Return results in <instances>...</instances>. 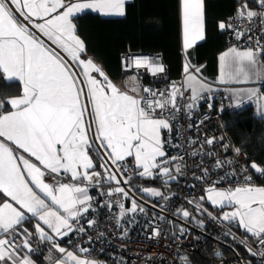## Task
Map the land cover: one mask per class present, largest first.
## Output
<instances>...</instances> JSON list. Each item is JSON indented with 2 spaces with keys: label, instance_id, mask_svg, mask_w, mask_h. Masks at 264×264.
<instances>
[{
  "label": "snow or ice",
  "instance_id": "obj_1",
  "mask_svg": "<svg viewBox=\"0 0 264 264\" xmlns=\"http://www.w3.org/2000/svg\"><path fill=\"white\" fill-rule=\"evenodd\" d=\"M125 2L0 0V74L6 81H19L22 85L20 96L0 101V109L8 106L12 109L0 111V193L18 206H13L8 199L0 203V264H36L30 255L38 251L30 243L34 234L41 243L51 245L50 253L54 249L62 254L58 259L51 255L46 257L52 264H98L97 261L81 259L60 247L56 241L57 237L63 238L72 232H85V228L80 226L81 220L90 210L94 211V198L89 194V186L99 187L115 181L117 186L109 188L107 193L101 192V195L111 198L119 194L127 200L131 188L126 190L119 185L130 184L133 178L123 177L130 170L127 165L129 157L133 158L131 170L141 179H160L165 187L169 181L177 179L169 165L183 158L167 155L161 132L165 129L171 131L169 121L181 111L177 100L185 91L191 92L190 102L184 105L190 117L191 110L197 107L203 94L211 93L213 89L200 76L201 69L186 62L183 83L173 84L167 95L160 93L164 99H154L157 93L150 89L143 90L150 93L148 97L138 99L120 91L91 59H80L86 46L76 35L75 16L85 10L123 16ZM254 2H258L259 11L249 9L245 3L237 10V18L246 17L250 21L259 18L264 24V0ZM179 3L183 47L187 51L197 40L204 39L203 4L202 0H179ZM219 28L230 29L232 25L221 22ZM243 35L237 31L236 39ZM219 59L221 70L217 82L220 84L247 83L253 78L264 80V67L260 65V60L264 59V47L259 46V41L255 48L231 47ZM69 60L76 62V67L83 68V79ZM132 63L136 68L147 67L153 73L164 70L146 57H134ZM92 72L98 73L103 80L91 75ZM226 91L237 99L238 106L244 96L249 101L253 97L258 102L264 100L255 89ZM260 106L264 108V105ZM169 107L174 110L172 117L156 118L153 115L157 109L162 114ZM214 142V137L205 141L208 145ZM189 143L195 141L190 140ZM222 147L228 149V145ZM94 148L100 152L99 167L105 170L103 176L94 170L96 165L90 156ZM234 151L238 155L240 149ZM24 153L35 158L40 166L26 158ZM191 155L196 156L197 153L192 152ZM174 167L180 174L181 165L175 163ZM221 167H224V162L217 160L214 168ZM250 168L264 176V167L252 162ZM241 171L247 173L248 168ZM207 175L208 170L205 169L204 176L197 179ZM48 176L53 183L46 182ZM69 176L72 182H63ZM223 179L225 177L220 178ZM251 180L252 176L245 174V183L235 188L217 189L215 183L219 181H216L205 189L207 200L214 208L221 209L219 217L203 208V196L200 201L190 200L188 203L194 204L200 212H207L210 219L235 224L258 244L264 245V187L253 185ZM136 190L149 197L170 199L156 188ZM113 204L120 209L116 217L117 226L127 212L144 211L134 198L130 208H125L120 199H108L102 206L111 210ZM225 207H230L231 211H223ZM182 216L190 218V213L183 210ZM31 218L36 220L34 233L23 227ZM86 223L92 227L97 221L89 219ZM197 223L203 227L202 221ZM44 226L50 232L45 231ZM183 232L181 228V234ZM158 234L159 231L153 229L148 239ZM17 237H20V243ZM21 248L27 250L23 255ZM80 251L88 250L81 248ZM248 251L257 255L250 247ZM215 255L219 257L221 254L216 252ZM259 255L264 257V251ZM183 259L187 262V257Z\"/></svg>",
  "mask_w": 264,
  "mask_h": 264
},
{
  "label": "built area",
  "instance_id": "obj_2",
  "mask_svg": "<svg viewBox=\"0 0 264 264\" xmlns=\"http://www.w3.org/2000/svg\"><path fill=\"white\" fill-rule=\"evenodd\" d=\"M221 22L232 25L230 29H223L228 46L255 48L259 41V46L264 47V24L259 18H254L251 21L246 17L240 19L237 18L236 13ZM237 31L244 33L239 40L236 39ZM134 57H146L151 62L162 66L164 70L153 73L147 67L136 68L132 63ZM120 66L123 72L134 73L140 81L139 98L148 97L150 93H145L143 90L150 89L151 92L157 93L154 99H164L160 93L167 95L173 84L183 83L182 77L173 79L168 77L167 65L162 56L157 53H125L120 59ZM190 95L189 91H185L183 96L178 98L177 103L181 111L175 113L174 119H170L171 131L166 129L162 134L163 147L167 155L183 158L169 165L174 176H177V186L169 189L168 192H163L170 199L166 201L156 197L157 213H144L137 210L126 217L123 216L117 226L116 217L120 213L119 207L113 204L112 209L109 210L108 207L102 205L108 199L112 201L120 199L123 202V198L119 194L113 195L111 198L101 195V192L107 193L109 188H114L117 185L103 186L96 194L92 195L94 211L90 210L81 220L80 226L85 228V232L70 233L67 240L68 249L78 251L80 248H87L90 257L105 256L110 264H192L191 259L194 255H200L206 244L207 236H212L217 240L224 239L225 242L233 241L246 251L250 247L253 252L257 253V255H251L252 259L257 264H264V257L259 255L264 251V245L258 244L252 237L240 234L239 228L235 224L210 219L207 212L218 216L203 201L201 203L207 212H200L194 204L188 203L190 200L200 201L205 189L216 181H219L215 183L216 188L229 189L245 183V174L252 176L251 183L253 185L263 177L253 173V170L248 166L244 152L232 142L228 135L223 114L234 108L230 99L225 95L203 94V99L197 102V107L191 110L189 117L184 105L190 102ZM250 103L256 109V103L254 101ZM209 104L212 105L211 108H209ZM173 112L174 110L169 107L162 114L157 109L153 115L169 118L173 116ZM213 137L215 138L213 145L205 143L206 139ZM190 140L195 143L190 144ZM222 145H228V149L225 150ZM236 148L240 149L238 155L234 151ZM192 152H196L197 155L192 156ZM217 160L224 162V167L214 168ZM229 160L232 161L231 164L227 163ZM175 163L181 165L180 174L175 171ZM127 165L130 169L127 173L132 174L133 165L129 163ZM242 168H248V172L243 173ZM205 169L208 170V175L203 179H197V177L204 176ZM232 173L235 174L232 175ZM221 177H225V179L220 180ZM46 180L53 183L51 176L46 177ZM178 209L187 210L195 221L187 222L181 219ZM175 218L180 222L189 223L190 227L180 223L183 224V227L179 225L178 229L174 230L172 222ZM89 219H94L97 223L88 227L86 221ZM197 221H202L203 227ZM181 228L184 229L183 234H181ZM153 229H157L159 234L153 239H148ZM100 233L103 235H99ZM226 233L231 234L226 235ZM212 250L218 251V245L214 243ZM184 257H187V262L183 259ZM205 264H242V258L239 255L212 257Z\"/></svg>",
  "mask_w": 264,
  "mask_h": 264
},
{
  "label": "trees",
  "instance_id": "obj_3",
  "mask_svg": "<svg viewBox=\"0 0 264 264\" xmlns=\"http://www.w3.org/2000/svg\"><path fill=\"white\" fill-rule=\"evenodd\" d=\"M243 1L204 0L206 37L191 50L190 58L196 64H202L201 73L207 79H215L217 55L228 46L226 34L219 28V24L228 16L237 13ZM124 11L125 15L120 17H104L92 11L75 16L73 23L76 26V34L86 46V51L83 54L95 61L103 69L108 79L113 81L124 82L127 78L134 76L140 83L134 73L121 70L120 59L122 55L130 52L160 54L167 65L168 77L170 79L182 77L185 59L181 52L179 0H131L125 4ZM21 92L22 85L19 81L8 82L0 74V99L2 101H7L8 97L19 95ZM259 93L264 95V83L260 85ZM6 109L7 107L1 111ZM223 119L230 139L242 149L248 166L250 167L251 163L255 162L264 167V117L256 115L253 104L247 103L242 107L232 108L223 114ZM94 150L96 152L92 156L96 168L99 169L100 152L96 148ZM127 163L133 165L130 159L127 160ZM253 173L258 175L254 171ZM133 174L134 172L132 174L125 173L126 176ZM132 177L128 185L134 187L136 192H140L136 190L140 188L136 185H141V183L157 187L162 193L177 186V179L169 181L168 186L165 187L160 179H141L135 174ZM258 183H264V176L258 180ZM106 185L115 186L113 181L103 183L100 187L91 189V196ZM128 185L126 186L128 187ZM1 198L2 194L0 193ZM155 198L146 196V200L143 201L146 205L142 203L144 213L155 214L158 212ZM206 205L212 209L209 204ZM182 211L181 219L187 222L193 221L191 215L190 218L185 219L182 216ZM172 223L174 230H177L182 222L175 218ZM24 226L34 233L31 220H27ZM238 231L240 234L248 236L242 230L238 229ZM214 243L218 245V251L212 250ZM33 244L32 246H34ZM216 252L221 254L219 257L239 255L242 258V264H257L251 254L242 246L233 241L217 240L212 236H207L206 244L200 255H194L191 259L192 264H205L210 258L217 257ZM33 257L35 261L42 262L43 255L40 250L38 253H34Z\"/></svg>",
  "mask_w": 264,
  "mask_h": 264
},
{
  "label": "crops",
  "instance_id": "obj_4",
  "mask_svg": "<svg viewBox=\"0 0 264 264\" xmlns=\"http://www.w3.org/2000/svg\"><path fill=\"white\" fill-rule=\"evenodd\" d=\"M129 1H131V0H126V2H125V4L127 3V2H129ZM253 0H244L243 2H242V4L240 5V7L242 6V5H244L245 3L247 4V6H248V8L249 9H251V10H259V5H258V2H252ZM252 2V3H251ZM202 4H203V15H204V39H202V40H197L196 41V43L192 46V47H190L189 49H187V51H185V49H184V47H183V23H182V18H181V13H180V37H181V52H182V54H183V56H184V64H183V69H184V65H185V63L186 62H189L191 65H194L195 67H199L200 69L202 68V64H196L195 62H194V60L192 59L191 60V58H190V56H191V50L197 45V44H199V43H201L202 41H204L205 40V37H206V35H205V14H204V0H202ZM239 7V8H240ZM97 13H99V12H97ZM101 16L103 15L104 16V14H101V13H99ZM236 14V13H235ZM116 15H114V14H109V15H105L104 17H115ZM117 17V16H116ZM120 17V16H119ZM231 47H237V46H227L224 50H222L221 52H219L218 53V55H217V60H216V77H215V79H212V80H210V79H207L206 77H204L203 75H202V73H201V71H200V76L209 84V85H211V87H212V89H213V91L211 92V93H204V94H209V95H226L229 99H230V101L232 102V105L234 106V108H239V107H242L243 105H245V104H247V103H250V102H252V101H254L255 103H256V109H255V113H256V115L257 116H261V117H264V115H262L261 113H264V108H262L260 105H264V100H260L259 102L257 101V98L256 97H253L252 98V100L251 101H249V99H248V97L247 96H244L243 97V99L239 102V106H238V104H237V99L236 98H233V97H231L230 95H229V92L228 91H226V90H236V89H245V90H247V89H255L257 92H258V94H259V96H261V97H264V95L263 94H260L259 93V91H260V85H262L263 83H264V80H259V79H256V78H253V80L252 81H250V82H247V83H225V84H220V83H218L217 81H218V77L220 76V70H221V61H220V56L224 53V52H226L229 48H231ZM239 49H245V48H249V47H238ZM81 55L85 58V57H88V56H86V55H84L83 53H81ZM90 58V57H89ZM91 59V58H90ZM260 65H261V67H264V60L262 59V60H260ZM103 70V69H102ZM94 73V74H93ZM82 75H83V73H82ZM91 75H93V76H95L97 79H99V80H102V78H100V76H99V74L98 73H95V72H92L91 73ZM182 78H183V81H184V78H185V73H184V70H183V72H182ZM110 80V79H109ZM111 82H112V84L113 85H115L117 88L118 87H121L119 90H126V91H129L130 89H133V90H135V92H137V95H138V99H139V97H140V83L135 79V77L134 76H131L130 78H127L124 82L122 81H113V80H110ZM190 92V91H189ZM21 94H22V92H21ZM21 94H19V95H14V96H10V97H8L7 98V100L8 99H10V98H13V97H17V96H20ZM190 94H191V92H190ZM0 101H2L1 99H0ZM12 109H11V107L10 106H8L7 107V109L5 110V111H11ZM0 111H1V109H0ZM11 147H13V148H15V146L14 145H11ZM98 147V146H97ZM96 151L94 150L93 152H92V150L90 151V156H91V158L93 159V154L95 153ZM23 155H25V157L26 158H29V159H31L34 163H36L38 166H40L39 165V162L38 161H35V158H33V157H28V154L27 153H24ZM93 163L95 164V161H94V159H93ZM42 167V166H41ZM43 170V169H42ZM95 171H97V172H100L101 173V176L104 174V171H103V169H101V168H99V169H97L96 167H95V169H94ZM91 171V170H90ZM103 172V173H102ZM46 182L47 183H50L49 181H47L46 180ZM63 182H65V183H69V182H72L71 180H70V176L68 177V178H66V179H64V181ZM51 184V183H50ZM122 184V183H121ZM127 187L126 185H122V187ZM96 186H89V194L91 195V189L92 188H95ZM100 187V186H99ZM126 189V188H125ZM127 190V189H126ZM2 194V193H1ZM129 197L130 198H128L127 200H124V204H125V208H130L131 207V203H130V199H131V194L129 193ZM6 199H8L9 200V202L10 203H12L13 204V206H16L15 205V202H13V201H11L9 198H7V197H5V196H3V194H2V198L0 199V203H3L4 202V200H6ZM136 201H137V203H141L140 205H142V203L143 202H140L139 200H137V199H135ZM144 204V203H143ZM144 205H146V204H144ZM148 206H149V204H148ZM16 207H18V206H16ZM144 207V206H143ZM157 210H158V208H157ZM129 214H133V212H127L125 215H124V217H126V216H128ZM29 216H30V214H28ZM28 220H31L32 222H33V225L36 223V220L34 219V218H31V219H28ZM23 227L24 228H26V226H24L23 225ZM45 227V231H49L50 232V230L49 229H47V227L46 226H44ZM34 232H35V229H34ZM70 234V233H69ZM68 237H69V235L68 236H65V237H63V238H59V237H57L56 238V241H57V243L59 244V246L60 247H63V248H65L67 251H71V252H73L74 253V255H76V256H78V257H80L81 259H87V260H93V261H97L98 262V264H110V262H109V260H108V258L107 257H105V256H100V257H98V258H92V257H90V255H89V253H88V251L87 252H81L80 251V249L78 250V251H73V250H70V249H68V247H67V240H68ZM17 242L18 243H20L21 242V239H20V237H17ZM30 243H31V245L33 244V243H35V244H33L34 246H32L34 249H38V251L40 250V252L42 253V255H43V257H42V262H37L36 261V264H52V261H50V260H48V259H46V257H48L49 255H51L52 257H54V258H61V255L62 254H60L59 252H57L56 250H52L51 251V253H50V248H51V245L48 243V242H44V243H41L40 241H39V239L35 236V234L31 237V240H30ZM42 244H44V245H42ZM40 245H42L41 246V249H39V247H40ZM84 249H87V248H84ZM27 250L26 249H23V248H21L20 249V252H21V254L23 255L25 252H26ZM38 251H35V252H32V253H30V255H31V257H32V259H34V257H33V255H34V253H38ZM35 260V259H34Z\"/></svg>",
  "mask_w": 264,
  "mask_h": 264
},
{
  "label": "rangeland",
  "instance_id": "obj_5",
  "mask_svg": "<svg viewBox=\"0 0 264 264\" xmlns=\"http://www.w3.org/2000/svg\"><path fill=\"white\" fill-rule=\"evenodd\" d=\"M64 2L65 3H69V2H71V1H65L64 0ZM86 11H91V10H85L84 12H86ZM93 12V11H92ZM83 13V12H82ZM82 13H80V14H82ZM80 14H78V15H80ZM103 16V15H102ZM104 16H105V14H104ZM116 16H120V15H116ZM77 35V34H76ZM78 36V35H77ZM79 37V36H78ZM47 42V41H46ZM47 43H49L50 44V42H47ZM53 47H54V45H53ZM80 59H82V60H88V59H90L89 57H83L82 55L80 56ZM92 60V59H91ZM93 61V60H92ZM69 63H71L72 65H73V68L78 72V73H80V78L81 79H83V75H82V73H83V68H78V67H76V62H72L71 60H69ZM93 63L95 64V65H97V66H99L95 61H93ZM100 67V66H99ZM101 68V67H100ZM94 74V73H93ZM100 78H102V80H103V77H100ZM112 83V82H111ZM121 87H118V89H120ZM120 91H122V92H124V93H126V94H128V95H131V96H134V97H136V98H138V95H137V92H135V90H133V89H130L129 91H126V90H120ZM156 118H163V117H156ZM166 130V129H165ZM162 134H163V130H162V132H161V136H160V138H161V140H162ZM165 150V149H164ZM165 152H166V150H165ZM167 153V152H166ZM128 159H130L131 160V162L133 163V158L132 157H129V158H127V160ZM109 164H110V162H109ZM103 171H104V173H105V170L103 169ZM134 175V174H133ZM133 175H125V173L123 174V177H128V176H133ZM173 175V174H172ZM123 177H120L121 178V180H123ZM113 184H115L116 185V182L115 181H113ZM142 184V183H141ZM122 185H124L123 183L121 184V185H119V186H122ZM255 186H257V187H264V183H257V184H254ZM129 188H131V191H130V194H131V199H130V203L132 204V199L134 198V199H137V200H142V201H144V200H146V196L147 195H145L144 193H142V192H136L135 191V189H134V187H131L130 185H128V187H126V189L128 190ZM140 188H156V189H158L157 187H152V186H149V185H145V187L144 186H140ZM218 189V188H217ZM220 190H226V189H220ZM203 197H204V202L206 203V204H209L210 206H211V208L212 209H210V210H212L218 217L219 216H221V214H222V212H221V209L220 208H214L212 205H211V203L207 200V195H206V193H204V195H203ZM223 211H231V208L230 207H225L224 209H223ZM226 222V221H225ZM243 231V230H242ZM244 232V231H243ZM246 234V233H245Z\"/></svg>",
  "mask_w": 264,
  "mask_h": 264
},
{
  "label": "bare ground",
  "instance_id": "obj_6",
  "mask_svg": "<svg viewBox=\"0 0 264 264\" xmlns=\"http://www.w3.org/2000/svg\"><path fill=\"white\" fill-rule=\"evenodd\" d=\"M127 173V172H126ZM140 186H144L145 187V185H143V184H141V185H136V187H140ZM124 187V186H123ZM126 188V187H125ZM130 198V197H129ZM123 203H124V199H123ZM193 219V221H195V219L194 218H192ZM193 221H191V222H193ZM182 222V221H181ZM184 225H186V226H188L189 225V223H187V222H182ZM172 228L174 229V227H173V224H172ZM241 230V229H240Z\"/></svg>",
  "mask_w": 264,
  "mask_h": 264
},
{
  "label": "water",
  "instance_id": "obj_7",
  "mask_svg": "<svg viewBox=\"0 0 264 264\" xmlns=\"http://www.w3.org/2000/svg\"><path fill=\"white\" fill-rule=\"evenodd\" d=\"M98 146V145H97ZM140 202H143L142 200H139ZM188 227H190V225H188Z\"/></svg>",
  "mask_w": 264,
  "mask_h": 264
}]
</instances>
